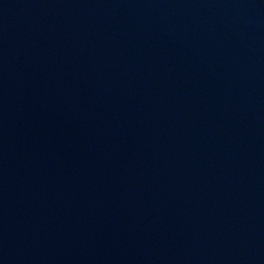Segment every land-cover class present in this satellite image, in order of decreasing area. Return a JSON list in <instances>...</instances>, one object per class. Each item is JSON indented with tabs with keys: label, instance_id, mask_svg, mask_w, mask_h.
Wrapping results in <instances>:
<instances>
[{
	"label": "water",
	"instance_id": "95a60500",
	"mask_svg": "<svg viewBox=\"0 0 264 264\" xmlns=\"http://www.w3.org/2000/svg\"><path fill=\"white\" fill-rule=\"evenodd\" d=\"M0 264H264V0H0Z\"/></svg>",
	"mask_w": 264,
	"mask_h": 264
}]
</instances>
